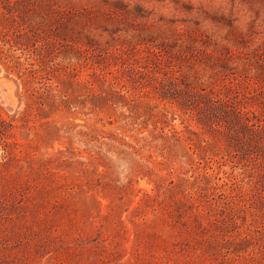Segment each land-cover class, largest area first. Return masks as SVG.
<instances>
[{
    "label": "rangeland",
    "instance_id": "1",
    "mask_svg": "<svg viewBox=\"0 0 264 264\" xmlns=\"http://www.w3.org/2000/svg\"><path fill=\"white\" fill-rule=\"evenodd\" d=\"M0 264H264V0H0Z\"/></svg>",
    "mask_w": 264,
    "mask_h": 264
},
{
    "label": "bare ground",
    "instance_id": "2",
    "mask_svg": "<svg viewBox=\"0 0 264 264\" xmlns=\"http://www.w3.org/2000/svg\"><path fill=\"white\" fill-rule=\"evenodd\" d=\"M7 89V88H6Z\"/></svg>",
    "mask_w": 264,
    "mask_h": 264
}]
</instances>
